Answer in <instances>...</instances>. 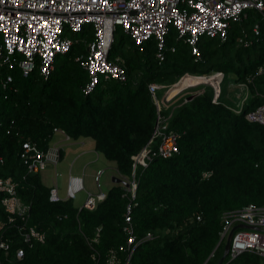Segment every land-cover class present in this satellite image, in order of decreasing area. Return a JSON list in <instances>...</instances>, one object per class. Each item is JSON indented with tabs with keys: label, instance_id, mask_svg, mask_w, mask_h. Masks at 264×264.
<instances>
[{
	"label": "trees",
	"instance_id": "16d2710c",
	"mask_svg": "<svg viewBox=\"0 0 264 264\" xmlns=\"http://www.w3.org/2000/svg\"><path fill=\"white\" fill-rule=\"evenodd\" d=\"M260 19L251 10L233 23L227 41L202 39L201 59L175 30L163 61L155 39L142 47L131 41L121 55L115 40L109 57L119 58L128 79L103 80L90 94L84 92L89 73L78 57L88 54L92 28L74 36V45L57 57L48 79L39 69L24 76L17 65L0 67V177L18 182L19 197L30 206L25 219L16 214L0 233V241L10 245L8 251L0 248V264H106L112 250L125 264L129 224L140 239L154 236L136 247L129 264H217L225 252L224 214L249 204L264 207V125L247 118L264 105V31L260 36L252 32ZM117 32L127 37L121 28ZM259 45L263 53L257 58ZM219 73L222 80L233 81L231 92L220 84L217 101L214 87L202 85L197 90L204 91L193 98L184 95L159 110L149 89L155 83L166 92L185 75ZM9 75L13 81L5 84ZM184 85H176L171 96ZM245 87L248 98L235 104ZM159 115L167 124L164 131L181 134L179 151L169 158L154 155L147 166L135 165L150 140L158 151L160 137L153 136ZM56 130L74 140L92 139L95 150L116 165L117 176L135 179V195L115 182L94 209L80 207L73 198L52 201L41 171H30L21 155L27 141L48 153ZM4 195L0 192V217L7 222ZM128 206L131 223L126 221ZM25 224L44 232L45 242L25 243L20 230ZM19 248L25 250L21 260ZM261 259L244 252L223 264H259Z\"/></svg>",
	"mask_w": 264,
	"mask_h": 264
},
{
	"label": "built area",
	"instance_id": "2783aa9c",
	"mask_svg": "<svg viewBox=\"0 0 264 264\" xmlns=\"http://www.w3.org/2000/svg\"><path fill=\"white\" fill-rule=\"evenodd\" d=\"M251 10H256L261 15V19L252 27V32L260 36L264 31V0H0V67L13 68L17 65L24 76H29L39 69L41 75L48 79L55 71L57 57L67 53L74 45V36L83 34L86 28H92L94 38L88 42V54L85 59L78 57V60L82 59V65L89 73L90 79L84 92L90 94L103 80L128 79L127 69L119 58L111 60L109 57L118 29L121 28L137 46L142 47L149 40L155 39L160 61L165 60L167 38L171 31L175 30L177 37L184 39L192 47L196 59H201L199 43L203 38L227 41L233 23L247 18ZM247 36L248 33L245 32L244 38L240 40L244 41ZM217 75L218 78L222 77L221 73ZM12 81L13 77L9 75L5 84ZM221 81L219 84L206 81L214 86L215 101ZM160 87L155 83L149 85L159 110L162 105L167 106L173 98L168 95L169 90L162 100H159L156 92ZM245 88L247 99L249 91ZM203 91L204 89L190 94ZM247 118L251 122L264 125V105L249 112ZM166 126L165 120L159 115L153 136L160 137L158 151L152 149L150 140L136 155L135 165L147 166L154 155L169 158L179 151L178 141L181 134L176 131H164ZM56 131L65 133L63 130ZM23 149V162L34 172L44 170L49 163L56 164L60 158L59 148L44 153L31 141L25 142ZM102 173L103 171L99 170L95 179L99 188ZM83 188L81 178L73 177L67 198L75 196ZM136 188L137 182L133 179L129 187L133 195ZM0 192L5 193L2 204L9 213L7 222L0 217L1 233L8 223L15 220L16 214L25 219L30 206L20 199L18 182L12 177H0ZM105 196L106 193L101 190L97 194L88 193L83 207L94 209ZM50 198L52 201L61 198L57 183L51 189ZM130 210L131 207L128 206V223H131ZM224 222L222 239L236 227L230 248L232 259L244 252L258 253L264 258V207L249 204L243 209L226 212ZM20 230L25 243L45 242L46 234L34 226L28 227L25 224ZM125 230L129 234L127 248L130 251L125 264H129L136 247L154 236L149 233L140 239L130 224ZM0 248L8 251L10 245L1 240ZM16 255L21 260L25 255L24 248H19ZM106 264L123 263L112 250Z\"/></svg>",
	"mask_w": 264,
	"mask_h": 264
},
{
	"label": "crops",
	"instance_id": "0c3cea01",
	"mask_svg": "<svg viewBox=\"0 0 264 264\" xmlns=\"http://www.w3.org/2000/svg\"><path fill=\"white\" fill-rule=\"evenodd\" d=\"M213 77H215V75L210 76V78H213ZM202 84L206 85L209 83L204 81V83H202ZM187 94H190V91L183 93V95H187ZM164 95H166V94H164ZM164 95H163V97H164ZM174 101L168 102L167 106L172 104ZM56 148L60 149L59 161L64 164L63 170L67 169V171H68L66 188H65V190H63V193H65L64 197H66V195L69 193L72 177L81 178L82 184L84 186V190H82L81 192L85 191V193L87 195H88V193L95 194L94 192H92V188L90 187L89 183L92 184L93 181L96 183L95 179H96L98 171L100 169H103V173L101 174V178H100V181L102 182V178H103L105 172L110 168H112V169L116 168V165L113 162H110L108 160H107V165L105 167L100 166L98 164L99 159H100L99 157L102 154H100L99 152H97L95 150L94 141L91 142V141L84 139V138L74 140V139L70 138V136H68L65 133L56 132L49 152L55 150ZM64 174H65V171H64ZM117 175H118V172H117ZM46 176L47 175H45L42 172L43 181H44V183H46L48 185V183L44 180V177H46ZM112 182L115 183L113 181V179H112ZM112 184L110 185V187L112 186ZM96 185H97V183H96ZM48 186H51V185L49 184ZM102 186H103V184L101 183L100 190L103 191L104 193H106L105 192L106 190H103ZM97 187L98 186H96V188ZM58 190L60 193L59 187H58ZM81 192H79L76 195H79ZM97 193H98V191L96 192V194ZM60 195H61V193H60ZM76 195L73 196V199L77 198ZM86 198H87V196L82 201L83 203L86 200ZM75 203L77 204V202H75ZM82 205H79V206L82 207Z\"/></svg>",
	"mask_w": 264,
	"mask_h": 264
},
{
	"label": "rangeland",
	"instance_id": "374dc122",
	"mask_svg": "<svg viewBox=\"0 0 264 264\" xmlns=\"http://www.w3.org/2000/svg\"><path fill=\"white\" fill-rule=\"evenodd\" d=\"M120 37H121V33L120 32H116V34H115V40L119 43L118 44V48L116 50L117 55H121L123 52H125L127 50V47L129 45V43L131 42V39L129 37H125L124 39H121ZM257 52H258L257 55H256V56H258L257 58L261 57V55H262L263 52H262V49L260 48V45L257 48ZM214 75L217 78L219 77L217 74H214ZM223 78H224V76H223ZM182 80L183 79H181V81ZM227 81H228V79H225V81L222 80L221 85L223 87V86H225V83H226V85H228V87L230 88L229 91L231 92L232 91V88H231L232 87V84L230 82H232L233 80L232 81H229V82H227ZM179 83H182V82H179ZM202 83H204V81L203 82H200V83H197L195 85L192 84L191 87L190 86L189 87L186 86V87L181 88L177 93H175V94H173L171 96V97H173L171 99V101H174V100L177 101V100H179L180 97L184 96L183 95L184 92L190 91V93H191V92L199 91L197 89L200 88V86L201 87H204V86H202V85H204ZM178 84H175V85L171 86L169 89H167V91L170 90V92H171V90L174 89L176 87V85H178ZM208 85H212V84H208ZM220 89L222 91L221 86H220ZM157 94H158L159 98L162 99L163 98V95L165 94V92L163 90H159ZM168 95H171V94L169 93ZM193 95H195V94H193ZM246 96H247V91L241 92L240 94H238L237 96H235V98H234L235 101L233 99L232 100L234 101L235 104L242 103L244 100L246 101V99H245ZM87 140H89L91 142L93 141L92 139H87ZM99 158L100 159H99L98 164L100 166L105 167L107 165V159L103 155H100ZM63 166H64V164L58 160L56 162V165L50 164L42 172L45 175H47L46 177H44V180L48 183V185L50 184L51 186H53L55 183H57L58 187L60 188V193L64 197L65 193H63V190H65V188H66L68 171H67V169L66 170L65 169L63 170ZM100 170L103 171V169H100ZM64 171H65V174H64ZM57 172L59 173L58 175L56 174ZM116 176H117V169L116 168L115 169L110 168V169H108L105 172V174H104V176L102 178V182H101L103 184L102 189L103 190H106L105 192H107V190L110 188V185L113 183L112 182L113 177H116ZM89 185L92 188V192H94L95 194H96L97 191L98 192L100 191V188L99 187L96 188L97 185H96V183L94 181H93L92 184L89 183ZM86 196H87V194L85 193V191H83L79 195H76L77 198L74 199V201L77 202V205H82L83 204L82 201L85 199ZM225 242L226 241H224V243ZM259 264H264V259L263 258L261 259V261H260Z\"/></svg>",
	"mask_w": 264,
	"mask_h": 264
},
{
	"label": "water",
	"instance_id": "95a60500",
	"mask_svg": "<svg viewBox=\"0 0 264 264\" xmlns=\"http://www.w3.org/2000/svg\"><path fill=\"white\" fill-rule=\"evenodd\" d=\"M179 82H181V80ZM193 97H194V95H192L191 98H193ZM113 181L116 182V183H123L126 187H130V182L124 180L120 176L113 177ZM235 229H236V227L231 229V231L227 235V239H226V242H225V252H224L223 256L221 257V259L218 261L217 264H223L224 261L226 260L227 256L229 255V251H230V247H231V241H232V237H233Z\"/></svg>",
	"mask_w": 264,
	"mask_h": 264
},
{
	"label": "bare ground",
	"instance_id": "6f19581e",
	"mask_svg": "<svg viewBox=\"0 0 264 264\" xmlns=\"http://www.w3.org/2000/svg\"><path fill=\"white\" fill-rule=\"evenodd\" d=\"M222 77L220 78H217L216 76L213 77V78H210V77H201V78H198V77H195V76H187L185 78H183V80L181 81L182 83H184L185 87L186 86H189V85H192V84H197V83H200V82H203V81H211L213 83H216V84H219L220 81H221Z\"/></svg>",
	"mask_w": 264,
	"mask_h": 264
},
{
	"label": "clouds",
	"instance_id": "9594fccd",
	"mask_svg": "<svg viewBox=\"0 0 264 264\" xmlns=\"http://www.w3.org/2000/svg\"><path fill=\"white\" fill-rule=\"evenodd\" d=\"M185 76H191V75H185ZM185 76H184V77H185ZM184 77H182L181 79H183ZM197 77H198V76H197ZM181 79H180V80H181ZM178 83H179V82H177V84H178ZM174 85H175V84H174ZM206 85H208V84H206ZM201 90H202V89H201ZM191 95H193V94H191ZM65 134H66V133H65ZM49 164H53V163H49ZM49 164L47 165V167L49 166ZM54 165H56V164H54ZM47 167H46V168H47ZM46 168H45V169H46ZM45 169H44V170H45ZM42 171H43V170H42ZM42 171H41V172H42ZM57 175H58V173H57ZM72 178H73V177H72ZM81 183H82V180H81ZM82 185H83V184H82ZM53 186H54V185H53ZM53 186H51V189L53 188ZM57 187H58V185H57ZM83 187H84V186H83ZM130 187H131V182H130ZM128 188H129V187H128ZM82 190H84V188L81 189L79 192H81ZM58 192H59V190H58ZM79 192H78V193H79ZM78 193H77V194H78ZM59 195H60V193H59ZM50 196H51V195H50ZM67 196H68V194L66 195V197H63V196L60 195V197H61L60 200H68V199L73 198V197L67 198ZM50 199H51V198H50ZM60 200H57V201H60ZM84 202H85V201H84ZM83 204H84V203H83ZM82 207H83V205H82ZM226 239H227V237H226ZM221 241H222V240H221ZM230 248H231V247H230ZM260 256H261V255H260ZM228 257H230V251H229V255L227 256V258H228ZM261 257H262V256H261ZM227 258H226V259H227ZM230 258H231V257H230ZM262 258H263V257H262ZM233 259H234V258H233ZM263 259H264V258H263ZM224 262H225V261H224Z\"/></svg>",
	"mask_w": 264,
	"mask_h": 264
}]
</instances>
